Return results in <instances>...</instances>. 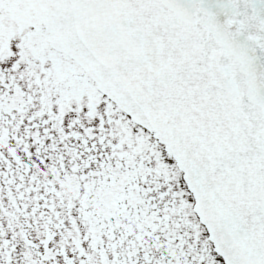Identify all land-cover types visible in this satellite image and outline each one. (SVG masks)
Returning <instances> with one entry per match:
<instances>
[{
  "label": "snow or ice",
  "instance_id": "obj_1",
  "mask_svg": "<svg viewBox=\"0 0 264 264\" xmlns=\"http://www.w3.org/2000/svg\"><path fill=\"white\" fill-rule=\"evenodd\" d=\"M0 264H264V0H0Z\"/></svg>",
  "mask_w": 264,
  "mask_h": 264
}]
</instances>
